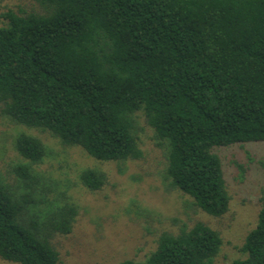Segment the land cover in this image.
<instances>
[{
    "label": "trees",
    "instance_id": "1",
    "mask_svg": "<svg viewBox=\"0 0 264 264\" xmlns=\"http://www.w3.org/2000/svg\"><path fill=\"white\" fill-rule=\"evenodd\" d=\"M39 13L5 15L0 26V111L48 131L99 161L142 156L135 114L166 148L171 188L212 217L229 210L222 163L213 152L264 142V0H32ZM17 186L0 178V258L59 264L54 235L71 232L77 207L31 164L46 156L30 135L15 140ZM90 191L104 173L85 169ZM222 239L196 222L162 233L142 262L211 264ZM229 264H264V197L257 222Z\"/></svg>",
    "mask_w": 264,
    "mask_h": 264
},
{
    "label": "rangeland",
    "instance_id": "2",
    "mask_svg": "<svg viewBox=\"0 0 264 264\" xmlns=\"http://www.w3.org/2000/svg\"><path fill=\"white\" fill-rule=\"evenodd\" d=\"M8 12L24 15L41 9L32 0H0V26L7 25ZM135 120L142 156L112 162L96 160L80 147L64 146L48 131L16 124L0 111V178L19 185L16 169L30 163L19 156L15 140L20 134L33 136L47 151L40 163L31 164L33 170L54 187L50 196L63 193L77 207L71 232L51 239L59 264L142 262L155 250L162 233L177 234L196 222L209 226L222 239L211 264L244 258L239 248L257 222L264 197V142L213 149L222 163L230 204L226 214L212 217L194 206L188 195L169 186L166 148L157 146L153 129L141 112ZM85 169L105 174L106 183L100 190L83 186L79 176ZM0 264L16 263L0 258Z\"/></svg>",
    "mask_w": 264,
    "mask_h": 264
}]
</instances>
